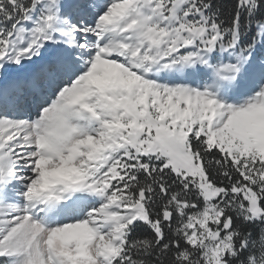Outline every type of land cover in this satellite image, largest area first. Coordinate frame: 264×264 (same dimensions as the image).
I'll return each mask as SVG.
<instances>
[{
    "label": "snow or ice",
    "instance_id": "obj_1",
    "mask_svg": "<svg viewBox=\"0 0 264 264\" xmlns=\"http://www.w3.org/2000/svg\"><path fill=\"white\" fill-rule=\"evenodd\" d=\"M0 264H264V0H0Z\"/></svg>",
    "mask_w": 264,
    "mask_h": 264
}]
</instances>
